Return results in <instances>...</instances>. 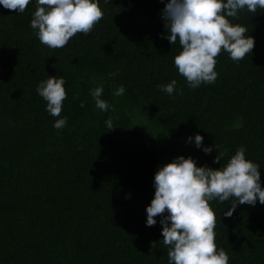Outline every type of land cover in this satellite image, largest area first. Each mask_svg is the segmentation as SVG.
<instances>
[{"label": "trees", "instance_id": "obj_1", "mask_svg": "<svg viewBox=\"0 0 264 264\" xmlns=\"http://www.w3.org/2000/svg\"><path fill=\"white\" fill-rule=\"evenodd\" d=\"M165 3L100 0L92 31L57 49L31 27L35 0L23 13L0 5V264H168L161 216L147 226L146 207L158 167L178 155L219 168L243 146L264 187V9L230 18L255 38L252 53L237 62L222 50L215 82L192 88L174 64L179 40L165 38ZM55 75L67 81L61 129L37 92ZM172 79L169 95L160 85ZM101 84L114 110L96 107ZM197 132L211 153L187 142ZM210 205L229 264H264V204L231 217L230 202Z\"/></svg>", "mask_w": 264, "mask_h": 264}, {"label": "clouds", "instance_id": "obj_2", "mask_svg": "<svg viewBox=\"0 0 264 264\" xmlns=\"http://www.w3.org/2000/svg\"><path fill=\"white\" fill-rule=\"evenodd\" d=\"M31 2L0 0V5L23 13ZM35 3L31 27L37 30L40 42L53 49L63 48L77 33L87 35L104 15L100 0H35ZM258 8L264 9V0H166L161 10L167 29L165 38L172 45L179 40L181 51L174 57V64L190 87L215 82L216 58L222 50L237 62L252 53L255 38L248 34L245 25L233 23L230 18H237L244 9L255 13ZM66 82L63 75H55L37 86L38 94L47 101V111L60 117L54 122L56 129L67 125V117L60 116L67 96ZM176 85L177 80L172 79L160 87L173 95ZM125 91V86L120 85L114 95L121 96ZM103 92V84L91 90L96 107L105 112L110 107L114 110L103 98ZM105 123L107 129L116 126L111 117ZM193 140L205 153L213 151L212 146L204 145L199 132L187 137V142ZM220 160L217 155L215 161ZM260 168L246 158L243 146L219 168L197 165L191 155H178L158 167L153 181L154 197L146 207V225H155L157 216H161L168 264H229L228 253L222 247L218 249L215 242L216 212L210 202L217 199L230 202L231 207L223 213L227 217L233 215L239 204L254 206L257 200L264 204Z\"/></svg>", "mask_w": 264, "mask_h": 264}]
</instances>
